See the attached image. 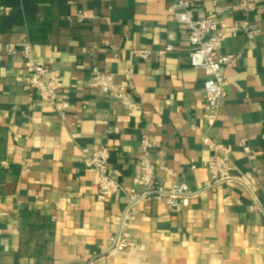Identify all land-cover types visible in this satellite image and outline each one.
<instances>
[{"label": "crops", "instance_id": "crops-1", "mask_svg": "<svg viewBox=\"0 0 264 264\" xmlns=\"http://www.w3.org/2000/svg\"><path fill=\"white\" fill-rule=\"evenodd\" d=\"M173 1L0 0V264H264V0L247 13L240 0H189L197 18L216 2L225 9L218 54L239 57L226 69V101L216 115L204 100L205 72L190 63L188 30L169 11ZM246 19L263 31L251 42L231 34ZM27 42L60 78L59 100L70 103L65 118L25 89ZM130 66L131 95L141 105L133 115L88 86L94 67L122 81ZM145 134L158 142L150 159L167 187L198 190L211 181L207 138L229 147L233 174L247 184L222 183L187 207L142 201L131 226L137 249L100 254L130 191L143 189ZM83 147L109 149L122 192L101 195Z\"/></svg>", "mask_w": 264, "mask_h": 264}, {"label": "built area", "instance_id": "built-area-1", "mask_svg": "<svg viewBox=\"0 0 264 264\" xmlns=\"http://www.w3.org/2000/svg\"><path fill=\"white\" fill-rule=\"evenodd\" d=\"M104 1L111 3L113 0ZM256 3V0H240L239 8L247 13L256 9ZM169 11L188 30L190 63L194 68L202 69L205 72L204 100L207 109L212 115H216L226 101L228 86L226 69L234 66L239 58L238 55L218 54L224 39V31L218 16L225 9L216 2L206 17L197 18L195 16L196 8L189 0H174ZM77 18L80 22L86 21V16L82 12L78 13ZM239 33H244L248 41L251 42L263 31L246 19L233 23L231 34ZM21 46L24 50L25 67L30 72L26 77L25 89L31 94L37 93L42 100L52 106L54 112L65 118L70 110V103L66 100H59L60 78L49 73L47 68L38 62L29 42L23 43ZM16 47V44H10L11 51H14ZM135 54L142 59H147L150 56V51L136 50ZM135 74L134 66L126 67L123 71V80L117 81L114 73L94 67L88 80V86L118 98L122 104L128 107L129 114L133 115L141 107L140 103L131 95V91L134 89ZM205 142L211 151L209 158L211 181L201 189L192 190L184 182H174L170 187H167L164 181L156 177L157 166L151 161L150 155L158 146V142L147 134L142 137L143 154L139 158L142 174L139 183L143 189L142 191L136 189L130 191L128 202L121 216L120 227L111 236L110 245L100 254L125 253L137 249L131 226L137 217V206L142 201H162L170 209L179 205L187 207L192 198L198 197L206 190L222 183L247 184L243 177L233 174L235 165L231 159L229 147L211 138H207ZM242 147L247 157L252 160L254 155L244 141H242ZM82 155L84 163L95 172L99 191L105 199L124 190L122 184L109 172L111 155L108 148L91 150L89 147H83ZM160 167L164 170L169 169L164 164H161Z\"/></svg>", "mask_w": 264, "mask_h": 264}, {"label": "trees", "instance_id": "trees-1", "mask_svg": "<svg viewBox=\"0 0 264 264\" xmlns=\"http://www.w3.org/2000/svg\"><path fill=\"white\" fill-rule=\"evenodd\" d=\"M20 1V0H19Z\"/></svg>", "mask_w": 264, "mask_h": 264}]
</instances>
